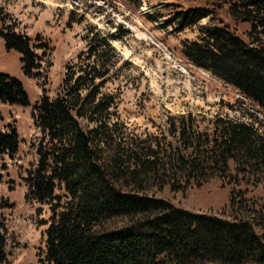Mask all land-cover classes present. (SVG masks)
<instances>
[{
	"label": "trees",
	"instance_id": "trees-1",
	"mask_svg": "<svg viewBox=\"0 0 264 264\" xmlns=\"http://www.w3.org/2000/svg\"><path fill=\"white\" fill-rule=\"evenodd\" d=\"M217 1L228 6L233 20L249 25L247 38L223 21L212 24L214 10L188 8L174 16L178 31L209 23L201 27L199 41L184 44L183 55L216 72L264 114V0ZM0 22L5 49L21 55L24 75L44 92L34 106L43 135L39 161L26 178L27 198L51 210L42 222L46 252L40 263L264 264V224L241 191H231L230 208L239 214L234 220L193 213L149 195L167 186L178 192L200 188L214 179L264 183V121L253 114L246 120L187 112L169 115L157 133L135 134L120 118L119 87L112 88L132 66L114 44L129 30L88 26L86 50L67 66L51 98L45 86L53 47L41 36L17 32L4 14ZM0 102L31 104L23 83L1 72ZM19 144L15 129L0 130L2 153L13 157ZM8 207L5 203L0 211ZM116 220L124 225L113 228ZM6 246L0 213V264L8 263Z\"/></svg>",
	"mask_w": 264,
	"mask_h": 264
},
{
	"label": "rangeland",
	"instance_id": "rangeland-1",
	"mask_svg": "<svg viewBox=\"0 0 264 264\" xmlns=\"http://www.w3.org/2000/svg\"><path fill=\"white\" fill-rule=\"evenodd\" d=\"M195 7L214 10L212 24L223 21L247 38L249 25L233 20L228 6L217 0H0V17L6 16L7 25L15 22L17 32L31 38L41 36L53 47V66L45 86V93L51 98L56 96L67 66L76 63L79 54L86 50L83 36L88 26L114 32L121 25L129 30L121 31L123 41L114 44L132 66L124 69V77L112 88L119 87L120 118L135 134L157 133L169 115L187 112L199 118L221 115L246 120L248 114H253L264 121L261 109L242 97L235 87L183 55L184 44L199 41L201 27L209 21L178 31L174 16ZM71 20L75 23L70 25ZM20 58L18 52L7 51L0 38V72L22 82L31 102L27 107L0 102V130L8 133L15 129L20 138L18 153L13 157L0 151V206L11 205L0 213L7 228V264H42L47 229L42 222L50 218L51 210L49 205L27 198L26 178L39 161L37 148L43 135L34 119V106L44 92L40 83L24 75ZM232 190L243 193L245 202L255 210V218L264 224V183L247 178L239 184L214 179L200 188L179 192L167 186L161 191L154 189L149 195L193 213L234 220L239 214L230 208ZM240 215L245 217L248 213L242 211ZM123 225L116 220L113 228ZM257 231L262 233L263 228Z\"/></svg>",
	"mask_w": 264,
	"mask_h": 264
}]
</instances>
